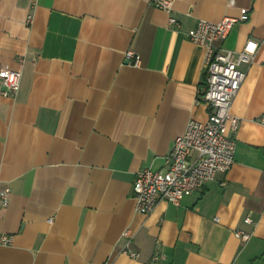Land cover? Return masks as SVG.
<instances>
[{
    "label": "crops",
    "instance_id": "obj_1",
    "mask_svg": "<svg viewBox=\"0 0 264 264\" xmlns=\"http://www.w3.org/2000/svg\"><path fill=\"white\" fill-rule=\"evenodd\" d=\"M173 7L179 30L145 0H0V70H22L16 97L0 95V231L13 235L0 264H264V0ZM225 15L240 20L217 45L259 43L231 108L234 163L180 205L138 213L137 172L164 171L188 121L209 116L205 49L185 31ZM124 230L138 258L121 252Z\"/></svg>",
    "mask_w": 264,
    "mask_h": 264
},
{
    "label": "built area",
    "instance_id": "obj_2",
    "mask_svg": "<svg viewBox=\"0 0 264 264\" xmlns=\"http://www.w3.org/2000/svg\"><path fill=\"white\" fill-rule=\"evenodd\" d=\"M150 5L164 10L169 15V25L175 30L182 27L175 15L173 0H145ZM233 7L236 0H226ZM31 18V17H29ZM240 18L225 15L219 21L212 22L200 19L196 25L185 31V35L205 49V87L202 99L209 106L206 122L190 119L183 134L178 135L171 151L165 157V170L155 171L145 168L137 172L133 181L135 209L138 213L150 214L160 201L180 205L185 197L198 191L206 182L215 178L216 174L229 171L235 160L236 141L229 135V126L236 131L240 118L231 113L233 101L244 83L247 71L242 65H250L257 54L259 43L248 39L240 50H229L217 45L229 34ZM127 58H133L132 64L140 66V56L133 51L126 52ZM22 70L4 67L0 70V95L16 97L20 90ZM230 123V125H229ZM264 125V115L260 118ZM192 152L196 153L190 160ZM226 183L222 182L224 186ZM11 189L0 185V210L9 204ZM245 223L255 224L249 216ZM235 236L247 242L252 234L244 230L235 231ZM122 238L125 245L121 252L138 258L139 253L130 248L132 235L124 230ZM13 241V235L0 231V245L7 246ZM158 255L153 256V260ZM108 264V263H104Z\"/></svg>",
    "mask_w": 264,
    "mask_h": 264
}]
</instances>
